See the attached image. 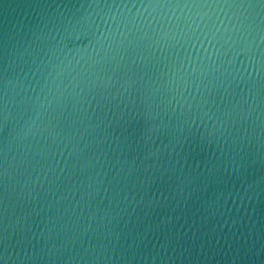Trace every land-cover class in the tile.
Here are the masks:
<instances>
[{
	"label": "water",
	"instance_id": "obj_1",
	"mask_svg": "<svg viewBox=\"0 0 264 264\" xmlns=\"http://www.w3.org/2000/svg\"><path fill=\"white\" fill-rule=\"evenodd\" d=\"M0 264H264V0H0Z\"/></svg>",
	"mask_w": 264,
	"mask_h": 264
}]
</instances>
